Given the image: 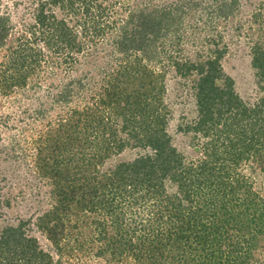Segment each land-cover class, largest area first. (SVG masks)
I'll use <instances>...</instances> for the list:
<instances>
[{"label":"trees","instance_id":"1","mask_svg":"<svg viewBox=\"0 0 264 264\" xmlns=\"http://www.w3.org/2000/svg\"><path fill=\"white\" fill-rule=\"evenodd\" d=\"M226 2L215 17L233 15ZM32 3L37 6L31 22L26 11L32 4L21 10L16 2L14 13L0 15V51L6 49L7 60L0 95L38 87L42 72L43 83H54L58 90L50 102L59 109L55 128L49 125V142L33 153L36 172L49 181L53 200L35 225L53 251L44 250L26 230L28 222H21L0 232V264H65V259L92 255L113 264L129 259L134 264L260 262L256 249L264 237V191L239 168L252 160L264 164V86L252 105L235 92L233 79L218 86L224 51L204 62L176 63L182 77L200 76L198 117L179 126L197 141L194 150L200 155L188 161L168 131L166 72L149 64L163 61L148 49L156 50L163 27L175 21L171 13L161 14L169 17L166 21L141 10L116 36L120 23L112 16L116 12L110 14L117 5L113 1ZM261 6L252 18L262 17L264 23ZM12 32L19 37L11 38ZM107 40L100 48L99 41ZM105 47L112 56L105 55ZM252 67L263 82L264 28L253 47ZM32 143H38L36 138ZM128 149L140 150L134 160L101 169ZM93 228L94 236H87ZM94 242L100 243L97 252Z\"/></svg>","mask_w":264,"mask_h":264},{"label":"rangeland","instance_id":"2","mask_svg":"<svg viewBox=\"0 0 264 264\" xmlns=\"http://www.w3.org/2000/svg\"><path fill=\"white\" fill-rule=\"evenodd\" d=\"M33 1L0 0V15L8 10L14 13L16 2L21 3V10L24 6L32 4V9L26 11L31 15L28 17L31 22L33 20L31 11L34 6H37L36 3H32ZM110 1L117 3L110 13L112 15L116 12L112 16H115L114 18L120 23V32L114 31L116 36L122 35L126 23L134 13L139 14L144 9L147 12H153L152 17L170 12L169 17L175 18V21L163 27V36L158 41V45L156 44V50L155 47L149 48L148 53L157 55L158 60L163 58L162 62H157L155 59L149 64L158 67V71L166 72L167 88L164 103L168 105L171 113L168 131L173 145L188 158V161L200 155L194 150L197 141H193L181 132L179 126L191 123L198 117L195 84L200 76L197 72H193L190 76L182 77L177 72L176 63L204 62L215 59V51H224V56L220 61L224 76L223 79L217 81V85L223 87L227 77L233 79L235 92L250 105L263 95L261 87L264 86V81H259L252 67V52L254 45L261 41L264 23L262 17L256 21L252 17L253 13L260 12L259 9L262 7L261 4H264V0H237L236 4L234 0H193L191 4L189 0H99L105 4H109ZM225 1L233 15L230 19L215 17L214 11L220 9V5L224 6ZM195 2L200 3L198 7L194 6ZM158 11L159 13H156ZM162 15L161 17L165 20L169 18ZM239 23H241L240 29L237 28ZM127 31L131 32V27H127ZM218 32L220 34L217 36ZM9 36L15 40L19 34L12 32ZM213 42L218 45L214 46ZM103 44L107 45L109 41H99L98 45L102 48ZM106 47L104 51L107 54H104L107 57L112 56L108 54ZM5 50L0 51V78L4 69L2 62L6 60ZM171 56L173 58H170ZM47 73L51 75L53 71L50 69ZM45 75L46 73H41L40 77L43 79L38 83V87L27 86L15 94L0 95V133L2 137L0 142V232L9 226H18L21 222H28L26 230L29 231V235L36 238L44 250L51 251V244L35 225L37 217L46 213L53 205L50 194L52 186L49 185L47 179L36 172L35 163L38 158L34 155L37 154L36 149L40 151L47 145V141L49 142L52 134L49 125L55 128L53 123L56 121L55 116L59 114V109H54L57 105L52 106L53 103H50L58 90L53 88L54 83L53 86L48 82L43 83ZM48 79L49 77L46 76V80ZM53 82H58V79L56 78ZM47 106L51 109L42 120L43 110L48 109ZM34 138L38 143H32ZM204 140L201 139V141ZM139 152L138 149H128L123 154L106 161L101 169L106 170L120 162L132 161ZM41 157H45V152ZM258 162V160H252L246 166L239 168V171L252 176L255 187L264 191V164L260 165ZM93 231L94 228L88 229L86 235L94 236ZM94 244V252H97L100 243L94 242ZM256 253L260 261L256 264H264V237ZM134 263L135 261L129 259L121 264ZM65 264L113 263L92 255L82 259H65Z\"/></svg>","mask_w":264,"mask_h":264}]
</instances>
